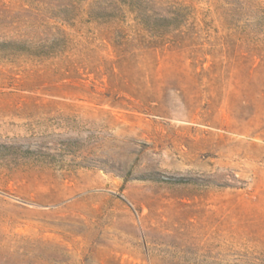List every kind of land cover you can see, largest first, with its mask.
Instances as JSON below:
<instances>
[{
    "label": "rangeland",
    "instance_id": "1",
    "mask_svg": "<svg viewBox=\"0 0 264 264\" xmlns=\"http://www.w3.org/2000/svg\"><path fill=\"white\" fill-rule=\"evenodd\" d=\"M0 264H264V0H0Z\"/></svg>",
    "mask_w": 264,
    "mask_h": 264
},
{
    "label": "trees",
    "instance_id": "2",
    "mask_svg": "<svg viewBox=\"0 0 264 264\" xmlns=\"http://www.w3.org/2000/svg\"><path fill=\"white\" fill-rule=\"evenodd\" d=\"M169 19L167 17H158L157 19H155V21L153 22L154 25H158L159 23L162 24V22H166ZM25 47L28 49V51L30 52V54H35L36 55V50L38 49V46L36 45L35 42H30L27 45H25Z\"/></svg>",
    "mask_w": 264,
    "mask_h": 264
}]
</instances>
